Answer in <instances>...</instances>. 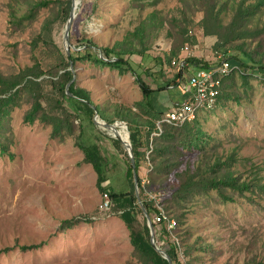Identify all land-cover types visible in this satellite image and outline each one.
<instances>
[{
	"label": "rangeland",
	"instance_id": "1",
	"mask_svg": "<svg viewBox=\"0 0 264 264\" xmlns=\"http://www.w3.org/2000/svg\"><path fill=\"white\" fill-rule=\"evenodd\" d=\"M74 1L0 0V264H145L119 208L99 210L110 187L117 192L133 190L127 177V147L98 125L88 108L59 91ZM81 1L71 32L72 52L85 51L87 40L98 46L94 52L100 57L108 47L126 54L135 51L138 54L125 58L154 86L177 74L176 57L172 63L168 58L177 47L184 56L190 35L195 52L207 62L215 63L222 54L216 47L219 37L209 36L202 24L207 16L204 7L191 6L194 0ZM232 14L224 12V24L219 25L228 26ZM261 14L264 21V11ZM248 44L253 53L263 54L264 61V32ZM230 56L240 55L230 49L225 58ZM73 71L77 87L89 92L104 119L128 125L130 134L131 126L152 133L149 138L159 136L158 118L153 116L156 101L151 98L152 107L144 101L132 70L82 60ZM221 92L216 108L195 121L204 134L201 147L179 146V152L157 155L158 167L164 163L166 171L159 170L154 177L153 144L145 139L139 175L147 199L148 193L155 194L166 209L175 201L186 169L196 173L201 161L231 153L237 156L233 169L243 178L264 182V75L258 70L232 75ZM38 96L46 111L31 118ZM58 101L63 106H56ZM46 112L62 117V124L44 118ZM81 143L99 146L108 177L103 185L109 188L99 187L96 167ZM227 192L234 198L227 200L214 189L177 204L176 214L186 218L177 231L185 264L264 260V192L240 194L231 188ZM139 217L143 219V214ZM157 232V242H163ZM185 240L196 243L197 249L192 251ZM207 243L214 248L205 249Z\"/></svg>",
	"mask_w": 264,
	"mask_h": 264
},
{
	"label": "trees",
	"instance_id": "2",
	"mask_svg": "<svg viewBox=\"0 0 264 264\" xmlns=\"http://www.w3.org/2000/svg\"><path fill=\"white\" fill-rule=\"evenodd\" d=\"M200 5L204 7V11L207 15L204 19V22L202 23L207 31V34L209 36L219 37V41L216 45L217 50L228 57V51L230 49H234L235 51L239 52L240 56H230L228 58V61H230L231 64L240 65L242 68L258 70L260 74L264 75L263 54L253 53L248 44L249 41L260 38L262 33L264 32V21L262 20L263 14H261L264 11V0H231L225 3L221 0H194L191 6ZM228 10H231L233 14L232 19L229 25L226 26V28L224 25L220 26L219 22L224 24L222 22L221 15ZM29 13H31V11ZM259 17L262 19L260 20ZM15 18L18 19L17 16ZM210 24L212 26H210ZM216 27H221V29H224L222 32H226V35H223L222 32H217ZM186 34H188V32H186ZM190 36H188V38L186 39L187 43H191L192 36ZM142 39L145 40V33L143 34ZM194 43H196V41H194ZM96 47L98 46L92 40H87V44L84 46L85 51H73L71 55L65 57L66 65L63 66V68L65 69V73L62 74L63 82L59 86V91L63 94V96L65 98H71L67 89L69 84L76 78L75 72L71 70L72 66L76 65L79 61L89 60L96 63H103L114 68L132 70V72L136 74L137 81L139 82L144 93L145 101L148 102V105L152 107V103L150 100L156 90L153 89L147 82L144 81V79L140 75L137 74L130 60L125 58L126 55H136L138 53H136L135 51H131L132 53L130 52L129 54H126L123 52H119L116 48H103L102 51L105 54V57L108 59V61H106L94 52V49H96ZM147 56H145V58ZM175 57L178 59L181 57L180 49H178V47L173 50L171 56L168 58V61L172 63ZM191 61L196 64H200L202 62L197 57L192 58ZM161 62L163 63L164 61L161 59ZM242 77L245 80L248 78V76ZM181 78V73L176 74L174 78L168 80L165 86L163 88H159L158 91L165 92L171 89H175L177 91V89L181 88ZM70 92L74 95L72 97L73 99H76V101L80 102L82 105L88 108L91 114L96 115V109L94 108L95 104L92 101L88 91L78 88L77 83L74 82V84L70 88ZM221 97L222 94L219 100L221 99ZM56 106H63V103L61 101H58L56 103ZM42 111H46V108L42 100V96H38L35 108L31 112V118H33L34 114L40 115ZM163 115L164 112H162V116ZM42 116L48 120H51V118H53V121L59 120V126L62 124V117L60 116H58L59 119H57L56 116L51 115L48 112L44 113ZM162 116L158 117V121L155 122V128L157 130H159L158 122L162 118ZM198 116L199 115L182 126H175L166 123L162 126L161 134L158 137L152 136V138H149V136L151 137L152 133L144 134L142 129H135L130 126L132 133L131 138L133 142V151L136 158V171L138 173L139 189L144 205L148 213L153 218L157 212L154 206L155 203L152 200L147 199V197L144 195L145 187L143 185L142 178L139 175L140 168L143 165L142 156L144 155L143 149L145 148V141L149 140L150 142L151 139L153 144L152 161L155 163L156 168L154 173H152V177H154L156 172H158L159 170L163 171V173L166 171V168L163 167L164 163L163 165H161V167L160 165L158 167L156 161L157 155L167 156L171 151L179 152V146H181L183 149L189 147L200 148V143H204L203 131L198 129L199 126L195 122L198 119ZM109 121L114 122L111 119H109ZM116 140L118 142H121L119 139ZM81 145L87 154L88 160L91 161L96 167L95 169L98 172L99 187L103 190L109 188L103 185L108 177L105 173L103 164L105 158L104 155L101 154L99 146H91L84 143H81ZM235 161H237V156L235 155V153L229 154L226 158L215 157V159H213L212 161H201L196 173H190L191 170L186 169L183 172V175H180L182 185L175 192L177 194L176 196H174L175 201L172 204L166 205L168 217L176 219L177 224L175 228L172 231H169L164 221L154 223L155 229L156 231H158V238L164 236L165 243L162 247L169 253L170 257L172 258V264H185L180 251V249L184 250V247H182V245H180L177 241V231L179 227L181 228V226L185 224L186 218H184L180 213L179 215L176 214V212L179 210V207L177 205L178 203L183 204V202L189 200L195 195L209 193L210 190L214 189L220 191L222 196L227 200H231V198H234L228 195L227 190L229 188L240 194H245L247 192L256 190L264 192V182L256 178H243V176L240 175L239 172L236 171V169H233V164L235 163ZM127 177L132 182L133 190L131 192H117L114 187L109 188L108 192L110 193L114 203L112 208H119L118 210L122 219L127 223L130 229L131 240L136 249L139 251L140 255L145 259V264H170L169 260L164 258L161 253L155 249L151 242V229L148 225L145 212L140 205L138 197L136 195L134 169L131 159L127 170ZM157 180H160L158 185L163 184L160 177H157ZM140 213L143 214V219H140ZM185 241L188 242L190 248H192V251L197 249L198 245L196 243H192L189 240ZM204 248H214V244L207 243ZM250 264H264V260L259 261L257 259H253Z\"/></svg>",
	"mask_w": 264,
	"mask_h": 264
},
{
	"label": "built area",
	"instance_id": "3",
	"mask_svg": "<svg viewBox=\"0 0 264 264\" xmlns=\"http://www.w3.org/2000/svg\"><path fill=\"white\" fill-rule=\"evenodd\" d=\"M183 53L184 56L179 59L176 58L173 65L178 69L177 74H182L180 85L185 94V99L177 102L173 108L162 116L158 122L159 130L156 131L158 135L161 134L162 126L166 123L182 126L204 111L216 108L222 94L221 90L223 89L224 81L234 74L248 75L253 71L250 68H242L240 65L231 64L224 54L217 56L215 63L207 62L203 57H198L191 43H187ZM194 57L199 58L202 62L200 64L193 63L191 59ZM194 68L197 71L191 74L190 72ZM144 182H147V180ZM148 194L149 199L155 203L154 206L157 210L153 218L154 223L164 221L167 229L172 231L177 224L176 219L168 217L164 204L156 199L155 194ZM113 205L110 193L105 191L99 205V210H111ZM164 243L165 240L160 242V245Z\"/></svg>",
	"mask_w": 264,
	"mask_h": 264
},
{
	"label": "water",
	"instance_id": "4",
	"mask_svg": "<svg viewBox=\"0 0 264 264\" xmlns=\"http://www.w3.org/2000/svg\"><path fill=\"white\" fill-rule=\"evenodd\" d=\"M80 1V4H81V0ZM79 4H78V0H75L74 1V5H73V10H72V13H71V17L67 23V28H66V35H65V40H66V47H67V50H68V54L71 55L72 53V42H71V32H72V27H73V24H74V21L78 15V9H79ZM104 60L106 59V57L104 55L101 56ZM73 70H74V65H73ZM76 81V78L74 79L73 82H71L68 86V89L67 91L69 92V95H72L74 96L71 92H70V88L71 86L74 84V82ZM95 107V106H94ZM96 109V108H95ZM96 123L100 126H102L103 128H105L106 130L109 131L110 135H112L113 137H116L117 139H119L120 141H122L125 146L127 147V151H128V154L130 156V159H131V162H132V165H133V169H134V179H135V186H136V195L138 197V201L140 203V205L142 206L144 212H145V215H146V218H147V222H148V225L151 229V242L153 244V246L155 247V249L157 251H159L161 253V255L166 258L167 260H169L170 264H172V258L170 257L169 253L163 248L161 247L156 238H155V226H154V220L152 218V216L148 213L145 205H144V202H143V199L141 198L140 196V189H139V179H138V173L136 171V158H135V155H134V151H133V142L132 140L130 141H126L124 139V136L122 135V133L120 132V129H119V125H118V122H109L107 121L106 119H104L100 113V111L97 110L96 112ZM127 127L129 128V126L127 125Z\"/></svg>",
	"mask_w": 264,
	"mask_h": 264
},
{
	"label": "crops",
	"instance_id": "5",
	"mask_svg": "<svg viewBox=\"0 0 264 264\" xmlns=\"http://www.w3.org/2000/svg\"><path fill=\"white\" fill-rule=\"evenodd\" d=\"M195 53L198 55V52H195ZM198 57H200V56H198ZM165 84H166V82H163L162 79L160 82L157 83V86L149 84L153 89L156 90V92L152 95V98L156 101V107L155 108H158V110H156L155 112L154 111H152V112H154L153 116L157 117V118L162 116V112L166 113L171 108H173L177 102H180V101L185 99V94H184L182 89L180 91H176L175 89H171V90H167L165 92H159L158 89L163 88L165 86ZM174 91H176V92H174ZM144 101H145V97H144ZM151 103L153 104L155 102L152 101Z\"/></svg>",
	"mask_w": 264,
	"mask_h": 264
},
{
	"label": "bare ground",
	"instance_id": "6",
	"mask_svg": "<svg viewBox=\"0 0 264 264\" xmlns=\"http://www.w3.org/2000/svg\"><path fill=\"white\" fill-rule=\"evenodd\" d=\"M78 4L80 6V1L78 0ZM174 78V77H173ZM169 79V78H168ZM168 82V81H167ZM175 86V85H174ZM118 125H119V129H120V132L122 133V135L124 136V139L127 141H130L131 140V134H130V131H129V128L127 127L126 124H123L122 122H118Z\"/></svg>",
	"mask_w": 264,
	"mask_h": 264
},
{
	"label": "clouds",
	"instance_id": "7",
	"mask_svg": "<svg viewBox=\"0 0 264 264\" xmlns=\"http://www.w3.org/2000/svg\"><path fill=\"white\" fill-rule=\"evenodd\" d=\"M168 112V111H167ZM165 114V113H164ZM153 218V217H152ZM158 242H160L159 240H158ZM160 245V244H159ZM161 247L163 246V245H160Z\"/></svg>",
	"mask_w": 264,
	"mask_h": 264
}]
</instances>
